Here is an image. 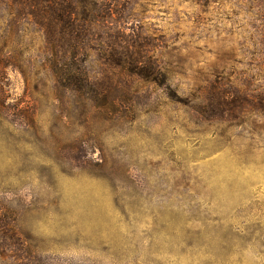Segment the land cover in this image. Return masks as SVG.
I'll return each instance as SVG.
<instances>
[{"label":"rangeland","instance_id":"obj_1","mask_svg":"<svg viewBox=\"0 0 264 264\" xmlns=\"http://www.w3.org/2000/svg\"><path fill=\"white\" fill-rule=\"evenodd\" d=\"M111 7L72 93L0 0V264H264V0Z\"/></svg>","mask_w":264,"mask_h":264},{"label":"trees","instance_id":"obj_2","mask_svg":"<svg viewBox=\"0 0 264 264\" xmlns=\"http://www.w3.org/2000/svg\"><path fill=\"white\" fill-rule=\"evenodd\" d=\"M117 0H4L10 14L19 20H27L40 32L48 51L54 52L53 60L44 66L50 72L51 82L56 88H65L76 93L79 87H68L64 81L77 79L80 72L76 56L83 49V40L95 34L96 24L103 18H109ZM107 20V19H106ZM3 37V35H2ZM115 49L109 48L108 57L113 59ZM4 56L6 54H1ZM3 62L9 61L6 56ZM141 61L130 62L135 74H142ZM4 85V84H3ZM7 95L0 87V106L4 107Z\"/></svg>","mask_w":264,"mask_h":264}]
</instances>
